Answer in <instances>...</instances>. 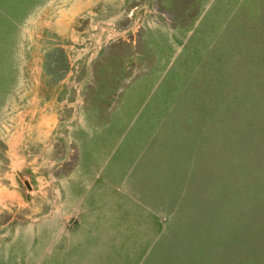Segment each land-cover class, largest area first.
<instances>
[{"label":"rangeland","instance_id":"obj_1","mask_svg":"<svg viewBox=\"0 0 264 264\" xmlns=\"http://www.w3.org/2000/svg\"><path fill=\"white\" fill-rule=\"evenodd\" d=\"M0 264H264V0H0Z\"/></svg>","mask_w":264,"mask_h":264}]
</instances>
